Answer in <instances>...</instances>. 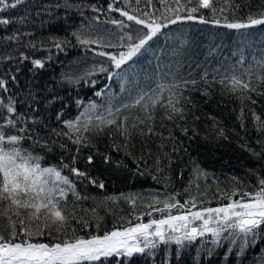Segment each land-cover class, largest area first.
<instances>
[{
    "label": "trees",
    "instance_id": "obj_1",
    "mask_svg": "<svg viewBox=\"0 0 264 264\" xmlns=\"http://www.w3.org/2000/svg\"><path fill=\"white\" fill-rule=\"evenodd\" d=\"M110 2L111 0H67L68 4L73 5L69 8L65 6V0H27L16 9L0 13V16L14 21L21 17L27 18L23 25L16 22L0 26V37L13 33L20 36L18 41L0 40V81L4 82V87L0 88V99L5 102L9 99L14 101L18 111L30 118L32 130L42 138L40 143L49 141L51 151H45L31 141L23 142L26 150L44 157L43 166L58 165L61 158L65 163L71 164V157L76 155L78 146L71 141L66 138H50L49 128L62 127L54 119L57 112L62 110L64 119H74L83 110V106L77 107V100L83 101V105L90 101L100 105L107 96L113 97L114 103L127 98L128 93L121 91L122 81L116 77L109 80L107 73L97 71L78 83H68L65 78L66 75H71L75 79L93 66L98 69L101 64L109 67L110 71H116L105 57L95 54V51L105 49H100L97 45H80L72 35L82 26L87 28L89 23L98 28L115 30L114 25L103 22L126 18L117 12H108ZM236 2L241 7L236 11L235 17L226 13L229 20H244L249 14L264 10V0H251L249 7L244 6V0ZM92 5L102 11L93 12ZM116 6L123 8L122 0ZM139 7L144 11L153 10L143 3ZM153 7L163 11L159 0H153ZM159 14L156 12V16ZM204 14L210 21L211 16L207 10H204ZM180 15L184 17L186 13L181 12ZM168 16L170 19L175 18L173 13H168ZM94 17H99V22ZM91 35L95 38L97 33ZM56 41L63 42L61 48L55 47ZM146 48L148 51L142 50V54L134 57L136 63L129 69L130 78L137 80L141 87H155V82L159 79L164 82L174 81L181 89H184V81L195 80V85H187L184 97L193 101L195 107H188L199 119L190 118L186 123L177 121L176 127L172 122L164 121L165 126L161 127L160 116L163 109H158L156 131L163 132L165 136L171 133L174 142L178 141L182 149L174 156L176 162L162 173L155 169L152 159H148L146 164L141 162V149L145 146L141 144L139 137L133 140L135 147H125L114 129H106L99 136L92 135L94 147H82L76 162V166L81 171H86L88 176L79 179L70 176L76 183V190L88 199L73 204L74 197L70 194L69 208L76 211L79 219L81 216L92 217L91 209L99 205L97 211L104 217L100 224L101 233L121 227L129 221L131 224L146 223L152 218L160 217V213L155 212L152 216L146 215L151 211L147 207V196L143 200L137 196L135 207L124 199L127 196L159 193L163 199L165 194L180 193L177 199L183 202L189 198L184 189L190 188L191 195L198 196V200L203 199L205 206L216 207L221 203L217 199V187L228 192L234 189L252 192L258 187V181L264 179V153H261V145L257 143L261 136L255 130L257 122L252 117V112L255 111L264 120V96L259 94L264 92V85L257 79L261 70L255 63L264 55V25L235 30L211 22L200 23L199 20L182 18L163 28L149 41ZM106 50L114 53L118 51ZM241 57H244V68L251 66L252 84L257 88V92L245 90L243 95L251 99L243 101L238 98L242 95L241 91L230 92L219 83L223 75L233 74V67L237 70L235 74L241 75ZM35 59L42 60L44 67L35 68L32 64ZM241 78L248 80L247 75ZM125 87L131 85L126 84ZM101 89L105 90V95L97 97L95 93ZM205 91L209 95H203ZM138 112V109H132L125 114L135 116ZM32 120L41 123H32ZM181 126L189 128L188 135H184ZM51 139H56V144L52 145ZM157 143L159 137L153 136L147 147L155 152ZM60 144H65L66 149H62ZM246 146L255 149L260 155H253ZM171 147L172 143H168L166 150ZM89 155H93L92 164L87 163ZM103 156L109 158L108 163L102 162ZM194 167L200 170L198 179L194 176ZM62 174L70 175L67 169ZM153 176L157 179L154 180ZM90 180L97 181V184H91ZM190 180L194 181L191 185ZM100 183L104 185L103 189L98 187ZM196 184L200 185L199 193L206 194L199 195ZM108 197L113 199L106 200ZM85 209L88 211L85 212ZM136 217H140V220ZM8 223L0 215V226L6 229ZM86 231L95 232V228ZM4 234L7 237V231ZM165 236L167 238L168 233ZM175 236L177 235L174 234L173 237ZM152 239L155 240L154 247H146L143 252H133L131 256L122 254L102 258L103 264H262L264 258V243H259L256 247L247 249L243 256H238L236 253L239 242L232 246L222 240L220 245H216L212 243L210 234L193 241L184 240L180 244L174 238L165 241L154 237ZM41 240L49 242L48 237ZM140 246H144L143 240ZM230 246L233 247L231 253L228 252Z\"/></svg>",
    "mask_w": 264,
    "mask_h": 264
},
{
    "label": "snow or ice",
    "instance_id": "obj_2",
    "mask_svg": "<svg viewBox=\"0 0 264 264\" xmlns=\"http://www.w3.org/2000/svg\"><path fill=\"white\" fill-rule=\"evenodd\" d=\"M26 2L27 0H0V13H7ZM119 2L120 0H111L107 6L108 12H117L126 19H110L103 22L114 25L115 30L98 28L89 23L87 28L82 26L72 33L80 45H97L100 49H105L94 51L97 56L105 57L116 71H110L109 67L101 64L98 69L93 66L75 79L71 75H66L67 82L78 83L98 71L107 73L109 80L114 77L119 78L122 81L121 91L127 92L128 95L126 99L121 98L118 103H114L113 97L107 96L105 102L100 105L95 101L83 105V101L77 100V107L83 106V110L74 119H64L65 114L62 110L55 114L56 123L62 127L49 128L50 138H66L78 146L76 155L71 157V164L65 163L61 158L58 165L43 166L44 157L26 150L23 142L31 141L33 145L51 151L49 141L40 143L42 138L32 130L30 118L18 111L14 101L9 99L5 102L0 99V215L9 222L6 229L0 226V264H103L102 258L122 254L131 256L133 252H143L146 247H154L155 240L150 237L159 238L161 241L174 238L175 242L180 244L184 240L193 241L197 237L210 234L213 238L212 243L216 245H220L222 240L232 246H236L239 242L236 253L238 256H243L247 249L264 243V179L258 181V187L252 192H239L235 189L228 192L217 187V199L221 203L216 207L205 206L206 202L203 199L198 200V196L191 195L190 188L184 189L185 193L189 194V198L183 202L177 199L180 193L165 194L163 199L160 198L159 193L127 196L124 199L133 207L137 204V196L141 200L147 196V207L151 211L146 215L152 216L155 212L160 213V217L152 218L147 223L131 224L129 221L121 227H114L102 233L100 224L104 217L97 211L99 205L91 209L93 216L89 218L81 216L77 219L76 211L69 208L70 194L74 197L73 204L88 199L76 190V183L70 176L77 179L88 176L86 171H81L76 166V162L82 147H94L92 135L99 136L106 129H114L122 138L125 147H135L133 140L139 137L141 144L145 146L141 149V162L146 164L148 159H152L155 169L162 173L166 168H171L176 162L175 154L182 149L178 141L174 142L171 133L165 136L163 132L156 131L158 109H163V114L160 116L161 127L165 126L164 121L172 122L176 127L177 121L186 123L190 118L199 119L188 107V105L195 107L193 101L184 97L187 85L189 83L195 85V80L184 81V89H181L174 81L164 82L159 79L155 82V87H141L137 80L130 78L129 69L136 63L134 57L142 54V50L148 51L146 45L153 37H156L168 24H175L182 18L199 20L200 23L211 22L235 30L264 25V10L251 13L244 20L235 18L229 20L226 13H231L235 17L236 11L241 7L236 0H159L163 11L153 7V0H122L123 8L116 6ZM250 2L251 0H244V6L249 7ZM141 3L153 10H142L139 7ZM65 6L73 7L67 3V0ZM91 8L93 12L102 11L95 5ZM204 10L210 14V21L205 18ZM156 12L160 13L159 16H156ZM181 12L186 15L181 17ZM168 13H173L175 18L170 19ZM26 19L21 17L18 21H14L0 16V26H8L16 22L23 25ZM94 19L99 22V17ZM92 33H97L95 38ZM19 39L20 36L16 33L0 37V40L6 41ZM62 43L56 41L55 47L61 48ZM30 46L35 47V45ZM106 49L118 51L114 53ZM255 63L261 70L257 74V79L261 85H264V55ZM32 64L37 69L44 67V62L40 59L33 60ZM239 64L243 70L240 76L235 74L237 70L233 67L231 70L233 74L223 75L219 83L230 92L241 91L242 95L238 98L243 101L251 99L243 95L245 90L257 92V88L252 84L251 66L243 67L244 57L240 58ZM125 65L128 67H124ZM243 75L248 76L247 81L241 78ZM206 77L207 73L204 78ZM92 83L95 84V81ZM126 84L131 87H125ZM3 87L4 82L0 81V88ZM165 93L168 95L165 96ZM259 94L264 96V92ZM95 95L97 97L105 95V90L101 89ZM203 95L207 96L209 93L205 91ZM49 102L51 103L52 100ZM132 109H138V114L135 116L130 113L125 114ZM252 117L257 122L255 130L261 136L257 143L261 145V153H264V120L255 111L252 112ZM241 119L243 120V116ZM31 122L41 123L36 120ZM181 131L184 135H188L189 128L181 126ZM153 136L159 137L155 152L147 147ZM56 142V139H51L52 145ZM168 143H172L170 150H166ZM60 147L66 149L67 146L60 144ZM246 147L253 155H260L250 146ZM117 150H119L118 146ZM86 159L88 164L93 163V155H89ZM108 160L107 156H103V163H108ZM64 169H67L70 175H63ZM193 172L198 179L199 168L194 167ZM152 178L157 179L156 176ZM193 182L190 180V185ZM90 183L96 185L97 181L90 180ZM98 187L103 189L104 185L100 183ZM196 188L199 195L206 194L199 193V184H196ZM112 199L106 198V200ZM136 219L140 220V217ZM93 227L95 232L86 231ZM179 232H183V235L172 236L173 233ZM165 233H168L167 238ZM43 237H48L49 242H42ZM141 240L144 242L143 247L140 246ZM232 251L233 247L230 246L228 252Z\"/></svg>",
    "mask_w": 264,
    "mask_h": 264
},
{
    "label": "rangeland",
    "instance_id": "obj_3",
    "mask_svg": "<svg viewBox=\"0 0 264 264\" xmlns=\"http://www.w3.org/2000/svg\"><path fill=\"white\" fill-rule=\"evenodd\" d=\"M91 212H92V211H91ZM147 222H148V221H147ZM147 222H146V223H147ZM174 234H175V235H179V234H180V235H182V234H183V232H179V233H173V234H172V236H173ZM152 238H153V237H150V239H152Z\"/></svg>",
    "mask_w": 264,
    "mask_h": 264
}]
</instances>
